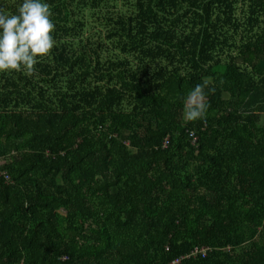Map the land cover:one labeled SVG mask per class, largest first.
I'll use <instances>...</instances> for the list:
<instances>
[{
    "label": "trees",
    "instance_id": "trees-1",
    "mask_svg": "<svg viewBox=\"0 0 264 264\" xmlns=\"http://www.w3.org/2000/svg\"><path fill=\"white\" fill-rule=\"evenodd\" d=\"M42 2L50 54L0 72V264H264V0Z\"/></svg>",
    "mask_w": 264,
    "mask_h": 264
},
{
    "label": "clouds",
    "instance_id": "clouds-1",
    "mask_svg": "<svg viewBox=\"0 0 264 264\" xmlns=\"http://www.w3.org/2000/svg\"><path fill=\"white\" fill-rule=\"evenodd\" d=\"M18 15H7L0 9V72L22 69L31 76L38 57L50 54L55 45V30L50 6L42 0H24ZM209 81L198 84L184 99L185 121L204 120L209 105L205 88ZM215 91L214 88L209 89Z\"/></svg>",
    "mask_w": 264,
    "mask_h": 264
},
{
    "label": "built area",
    "instance_id": "built-area-1",
    "mask_svg": "<svg viewBox=\"0 0 264 264\" xmlns=\"http://www.w3.org/2000/svg\"><path fill=\"white\" fill-rule=\"evenodd\" d=\"M204 251L206 252V251H208V249H205ZM198 252H199V250L197 249L195 253L197 254ZM173 264H177V262H174Z\"/></svg>",
    "mask_w": 264,
    "mask_h": 264
},
{
    "label": "rangeland",
    "instance_id": "rangeland-1",
    "mask_svg": "<svg viewBox=\"0 0 264 264\" xmlns=\"http://www.w3.org/2000/svg\"><path fill=\"white\" fill-rule=\"evenodd\" d=\"M63 225H65V223H63ZM106 241V240H105ZM97 254H102V252H98Z\"/></svg>",
    "mask_w": 264,
    "mask_h": 264
}]
</instances>
